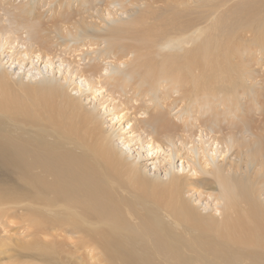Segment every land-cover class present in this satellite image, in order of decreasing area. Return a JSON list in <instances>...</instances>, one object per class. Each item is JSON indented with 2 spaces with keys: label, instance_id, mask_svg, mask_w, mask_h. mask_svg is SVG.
Instances as JSON below:
<instances>
[{
  "label": "bare ground",
  "instance_id": "bare-ground-1",
  "mask_svg": "<svg viewBox=\"0 0 264 264\" xmlns=\"http://www.w3.org/2000/svg\"><path fill=\"white\" fill-rule=\"evenodd\" d=\"M56 1L0 0V172L25 180L8 190L0 178V264H104L94 242L119 264H221L213 256L264 264V133L213 120L217 101L228 107L215 96L214 72L217 88L226 77L213 63L220 54L228 61L218 67L229 69L232 48L213 32L263 27L264 10L253 6L264 0H239V17L214 10L201 23L197 0H165L176 13L166 26L147 17L156 0H75L77 9L61 0L58 14ZM42 3L65 24L40 23ZM111 19L119 25H106ZM260 68H247L254 88ZM174 106L177 122L168 118ZM150 165L165 179L150 177ZM61 241L64 256L55 251Z\"/></svg>",
  "mask_w": 264,
  "mask_h": 264
},
{
  "label": "rangeland",
  "instance_id": "rangeland-1",
  "mask_svg": "<svg viewBox=\"0 0 264 264\" xmlns=\"http://www.w3.org/2000/svg\"><path fill=\"white\" fill-rule=\"evenodd\" d=\"M59 1H61V0H57L56 2H55V4L53 5V8L57 11V14H58V10H59V8H58V3H59ZM63 1V0H62ZM118 1V0H117ZM157 2L154 4V6H155V9H154V11H152L153 13H150L149 14V16H147L145 13L143 14V15H146L147 17H149V18H151V22L153 23V25H156V26H166V23H167V25H171L170 24V22L171 21H173V19H171V17L172 16H174V10L172 9H170V8H168L169 6H166L167 7V13H166V11H165V6H163V4H161L162 3V1L163 2H165V0H156ZM167 2H165V3H168V1L169 0H166ZM182 1V2H181ZM187 1L189 2L188 4H191V2H192V0H170L169 1V4H170V2H171V4L172 5H174L175 4V6H177V4L178 5H185L186 3H187ZM205 0H197V2H200L199 4H198V6H199V8H198V10H199V12L202 14V19H200L199 18V23H201V22H203L202 20H206L207 19V17H209V15H210V13L213 15V11L215 10H217V11H221L220 12V14H219V16H218V18L219 17H221L222 16V14H224L225 12H227V11H229V13H230V15L233 17V18H237V17H239L238 15H241L240 13H235V11H234V7H235V5H239L238 4V2H239V0H216L215 1V4H213L212 2H211V5H210V3L208 2V3H206L205 4V2H204ZM143 2H145V1H143ZM161 2V3H160ZM202 2H204V3H202ZM78 3V2H77ZM77 3L75 2V0H71V4H73V8L74 9H77L78 7H75L76 5H77ZM160 3V4H159ZM164 3V4H165ZM177 3V4H176ZM144 4H146V3H144ZM159 4V5H158ZM207 4H209L208 6H207ZM225 4V5H224ZM45 4H41L40 6H41V11L43 12L44 11V17L43 18H40V19H38L39 21H40V23H44L45 25H46V23L47 24H49V25H47L46 27H47V29H49L50 28V26L53 28V29H51V30H56V28H57V25H59V24H65V20L63 19L62 21H61V19L59 20V21H53L54 19H53V17H52V13L51 12H49V7H48V5L47 6H44ZM216 5V6H215ZM226 5H227V7H226ZM261 5V6H260ZM264 3H256L254 6H253V8H257L258 9V11L259 12H261L262 13V11L264 10ZM219 6V7H218ZM225 6V7H224ZM47 7H48V9H47ZM62 7H65V5L64 6H62ZM163 7V11L162 10H160V11H158L157 13L155 12V10L156 9H159V8H162ZM204 8H205V10H204ZM219 8V9H218ZM225 8V9H224ZM261 8H262V10H261ZM227 9V10H226ZM116 10V12H120V11H122V7L120 6V5H117V4H113V6L111 7V11L112 12H114ZM231 11V12H230ZM234 11V12H233ZM92 12H95V11H92ZM206 12H208V13H206ZM246 12V11H245ZM159 13H160V15H159ZM198 13V12H197ZM244 13V12H243ZM264 13V12H263ZM82 15H83V17H87V15H89V14H83V13H81ZM106 14V13H105ZM157 14V15H156ZM176 14V13H175ZM209 14V15H208ZM95 16H97V15H100V14H94ZM156 15V16H155ZM162 19H161V18ZM228 17V16H227ZM115 18H117V17H115ZM127 18V19H126ZM164 18V19H163ZM87 19H88V17H87ZM122 19H124V20H129V14L126 16V17H124V18H122ZM159 19V20H158ZM165 19L166 20H169L168 22L167 21H165ZM89 20V19H88ZM100 20V19H99ZM98 20V21H99ZM154 20V21H153ZM164 20V21H163ZM116 25V24H118L119 25V23H115V20H113V19H111V20H109V22L108 23H106V25H109V24H112V25H114L113 23ZM155 22V23H154ZM232 22H234L233 20H232ZM122 22H120V24H121ZM127 22H125V24H126ZM231 23V22H230ZM102 24H104L103 22H102ZM123 24V23H122ZM159 24V25H158ZM204 24V23H203ZM202 24V25H203ZM236 24H237V22H236ZM87 27H90L91 29H92V31H94V29L90 26V25H86ZM204 26V25H203ZM199 27H202V26H200L199 25ZM219 29H220V27H218ZM165 29V28H164ZM216 29V28H215ZM238 28L236 27V26H234L233 28H231L230 30L228 29V30H224V29H221V30H219V31H217L216 32V30L213 32V38H216V37H218L219 36V34H220V36H222V37H229V38H231V51H229V53H228V56L230 57V66H229V69H227V68H224V67H218L219 66V64L220 65H224V64H226V61H228L227 60V58L225 57V56H222V55H220V54H218V57H219V60H218V62L217 61H215L214 63H213V69H215L214 68V66H217L216 68V70H219V71H221L222 72V74H223V76L224 77H226V82H225V88H223V86L222 87H218L217 88V85H216V83H215V80L216 79H218L219 77H218V72L217 71H215L214 72V76L213 75H211V76H213V82H214V84H213V86H214V93H215V96H217V97H221V98H223L224 100H227L228 101V107L227 106H225V109L226 110H224L223 109V107L222 106H220L221 105V101L219 100V101H217L216 102V104H214L213 106H214V114H213V120H215V119H219L220 121H218L219 122V124H221L222 126H224L225 127V131H227V130H233V129H236V128H238L239 126H241V125H246L247 123H248V125H249V127H251V128H256V131L258 130L259 131V133H264V132H261V130L263 129L262 128V126H263V124H264V84H262L264 81H263V79H264V54L261 56L260 55V52H259V50L260 51H264V41H262V40H260L259 38H261V37H263L264 36V26L263 27H261V28H258L256 31H254V30H251V28L250 29H248V27H245V28H242V29H240V30H238ZM228 31L230 32V33H228ZM216 33V34H215ZM228 33V34H227ZM242 33H246V38H247V36H248V39H249V37H251L252 36V38H254L255 39V42H253V41H249L248 39L247 40H245V38L244 39H241L240 37H239V35L240 34H242ZM235 35V37H230V35ZM256 36V37H255ZM80 37V36H79ZM74 37H72V36H69L68 37V40H70V39H73ZM244 40V41H243ZM71 42V41H70ZM71 43H73V42H71ZM213 45H214V43H213ZM238 45V46H237ZM247 45V46H246ZM102 46H104V44H102ZM240 48L239 49V51H237L236 53H235V51H236V49L237 48ZM247 47V48H246ZM248 47H251V49H250V51H248ZM244 48V49H243ZM214 49V48H213ZM217 51V50H216ZM217 52H220V51H217ZM252 52H254V53H252ZM240 56H239V55ZM231 55H234L233 56V58L231 57ZM250 56V57H249ZM254 56H257V57H260V59H261V57H262V59H263V61L261 62V64H262V66L261 65H259L258 64V60L256 59L257 57H254ZM246 59V60H244V59ZM243 59V60H242ZM251 59V60H250ZM231 61H232V63H231ZM234 61V62H233ZM233 63H234V65H233ZM243 63H244V65H243ZM260 63V62H259ZM242 65L243 66H245V67H242ZM8 64L6 65V68H8ZM237 67V68H236ZM240 67H242V68H240ZM261 67V68H260ZM234 68V69H233ZM247 68H249V69H252L250 72H253V73H255L256 72V70H254V69H257V68H260V70L258 71V73L257 74H254V76H257V77H259V79H256L257 81H258V83L259 82H262V83H257V87L256 88H254V87H252L253 85L252 84H249V80L246 78V73H247V71L249 70V69H247ZM263 68V69H262ZM237 69V70H236ZM247 69V70H246ZM246 70V71H245ZM239 71H243V74H244V78L246 79H243L241 76H235V73L234 72H239ZM245 71V72H244ZM59 76L58 77H61L60 76V74H58ZM235 76L233 79H232V81L233 82H230L229 81V78L230 77H232V76ZM251 79V78H250ZM262 79V81H260ZM68 80V82L69 83H73L74 81H70L69 79H67ZM254 80V79H253ZM246 81H249L248 83H246ZM251 83V82H250ZM215 85H216V88H215ZM262 85H263V87H262ZM132 86V85H131ZM250 86V87H249ZM260 86V87H259ZM259 87V88H258ZM20 88H23L22 87V85L21 84H18L16 87H15V89L19 92V90H20ZM31 91H37L35 88H29ZM256 89H258V90H256ZM13 92H15V90H13V89H11ZM218 93H217V92ZM196 92H198V91H194V93H193V95H195L196 94ZM248 92V93H247ZM75 92H73L72 94H74ZM88 94H90V92H88L87 93V95ZM221 94V95H220ZM241 95V96H240ZM90 96H92V94H90ZM242 97V98H241ZM246 99V100H245ZM251 99H253V103L251 104L250 103V101L249 100H251ZM232 100V101H231ZM237 100V103H235V105H234V102ZM258 100V101H257ZM246 101V102H245ZM252 101V100H251ZM249 102V103H248ZM262 102V103H261ZM233 103V104H232ZM240 103V104H239ZM84 104H85V106H86V104L88 105V106H86L87 108H91V107H93V105L94 104H92V105H90L89 104V102H87L86 100H85V102H84ZM250 104V105H249ZM254 104V105H253ZM257 104V105H256ZM261 104H262V106H261ZM96 105V104H95ZM242 105V106H241ZM255 105H256V108H255ZM236 106H238V108L236 107ZM239 106H240V110H236V108L237 109H239ZM252 106V107H251ZM261 106V107H260ZM185 108H184V111L185 112H189V110H188V107H189V104L187 103L185 106H184ZM245 107V108H244ZM248 108V109H247ZM250 108V109H249ZM252 108H254L255 109V112H254V114L252 113V111H254V109H252ZM263 108V109H262ZM244 109V110H243ZM257 109V110H256ZM247 110V111H246ZM259 110V111H258ZM262 111V112H261ZM176 112H177V110H176V108H175V106H174V110H170V114H169V116H168V118H171V121H173V122H177V118H176ZM190 113H191V111H190ZM251 117H249V116ZM208 116V115H207ZM206 116V117H207ZM225 117L227 118L226 119V121H225ZM229 118V119H228ZM245 118V119H244ZM247 118V119H246ZM259 120H262V121H259ZM106 121V122H105ZM109 121V117L108 118H105L104 119V122H105V125H104V127L106 128V129H108V130H110V129H112V126H111V121L110 122H108ZM261 124H260V123ZM115 128H117V129H119V123H117L116 124V121H115ZM260 126V127H259ZM232 128V129H231ZM262 128V129H261ZM261 129V130H260ZM216 146L214 145V148H215ZM142 152H144V150H142ZM137 154V155H136ZM141 154V157L139 156V153H135V154H133L132 156L133 157H135L136 156V158H137V160L138 161H142V163L144 164V163H147L148 165H149V163H151L152 161H149V160H146L145 158H144V155L142 154V153H140ZM227 155L225 156V158H228V157H230V153L229 152H227L226 153ZM140 158H139V157ZM196 158H197V160H198V158H199V156L198 155H196ZM217 159H219V160H221V159H224V157L222 156V157H220V154H218V157H217ZM224 161V160H223ZM223 161H221V162H223ZM180 162H181V160H179L178 161V163H177V165H180ZM147 169V171H149V173L147 172V174L150 176V175H152L153 173H154V167H153V165H150V166H148V168H146ZM1 173H2V176H1ZM4 174V175H3ZM146 174V175H147ZM164 174H165V170L164 169H159L157 172H156V174H154V175H152V176H150V177H154V176H158L159 177V175H161L162 177H159L160 179H165V177H164ZM0 178L2 179V181L3 180H6L5 182L8 184V185H10L11 187H10V189H8V190H14V185L16 186L17 184H18V186L21 184V183H23L25 180H21L20 181V178H17V175H16V177H15V174H12V175H10V173H9V175H8V172L6 173V172H0ZM9 178V179H8ZM15 179H16V181H15ZM11 182V183H10ZM17 183V184H16ZM6 186V185H5ZM5 186H0V189H2V188H4ZM7 190V191H8ZM4 191V192H3ZM263 191H264V189H263ZM6 193V189L4 188V190L2 189V190H0V194H2V195H4ZM263 199H264V193H263ZM263 201V203H264V200H262ZM202 208H199V210H201ZM227 216V215H226ZM13 220V219H12ZM13 221H15V222H21V220H18V219H14ZM63 240V239H62ZM93 246H94V249H95V255H96V257L98 258V257H101L102 259H103V261H104V264H119V260H118V262H117V257L119 258V256L118 255H113V254H111V253H109L107 250L108 249H106V247L104 246V243L103 242H94V244H93ZM104 246V247H103ZM57 248H56V254L57 255H61V256H64V254H66L64 251H66L67 250V247L65 246V244H64V242H58L57 243V246H56ZM159 257V256H158ZM214 258H213V260L215 261V262H220L221 264H229L228 262H227V260H225V259H223V258H221V257H218V256H213ZM160 258V257H159ZM89 262V261H88ZM21 264H25V262H21ZM72 264H82L78 259H73L72 260ZM84 264H88L87 263V261H85L84 262ZM203 264V263H202Z\"/></svg>",
  "mask_w": 264,
  "mask_h": 264
}]
</instances>
